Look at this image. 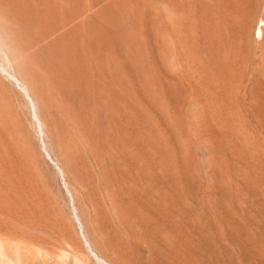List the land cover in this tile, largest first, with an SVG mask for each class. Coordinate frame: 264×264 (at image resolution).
I'll use <instances>...</instances> for the list:
<instances>
[{"label": "rangeland", "instance_id": "obj_1", "mask_svg": "<svg viewBox=\"0 0 264 264\" xmlns=\"http://www.w3.org/2000/svg\"><path fill=\"white\" fill-rule=\"evenodd\" d=\"M246 1L0 0V264H264Z\"/></svg>", "mask_w": 264, "mask_h": 264}, {"label": "bare ground", "instance_id": "obj_2", "mask_svg": "<svg viewBox=\"0 0 264 264\" xmlns=\"http://www.w3.org/2000/svg\"><path fill=\"white\" fill-rule=\"evenodd\" d=\"M71 1V0H70ZM236 1V0H235ZM238 1V3L237 4H239V6H240V8H241V10L240 11H242V9H245V7H247L246 5H247V1L246 0H237ZM234 2V1H233ZM249 4V3H248ZM238 6V7H239ZM236 7H237V5H236ZM246 11H248V10H246ZM245 11V12H246ZM243 12V11H242ZM248 13V12H247ZM249 13H250V10H249ZM248 13V14H249ZM69 14V13H68ZM245 15V14H244ZM60 16V15H59ZM248 16V15H247ZM86 17V16H85ZM84 17V18H85ZM73 18V17H72ZM79 20H81V19H79ZM84 21V20H83ZM78 27H79V25H78ZM84 27V26H83ZM71 28V27H70ZM78 29H80V28H78ZM84 29V28H83ZM82 29V30H83ZM70 31V30H69ZM74 31H76V30H74ZM80 33V32H79ZM85 33V32H84ZM83 35V34H82ZM73 36V35H72ZM81 38V37H80ZM77 39V38H76ZM85 39V38H84ZM82 43H80L79 45H81ZM78 44H77V46H79ZM84 45V44H83ZM83 47H85V46H83ZM91 48H92V46H91ZM95 48V47H94ZM93 48V49H94ZM74 49V48H73ZM46 50V49H45ZM83 50H85V49H83ZM36 51V50H35ZM47 51V50H46ZM74 51V50H73ZM81 51V50H80ZM79 53V52H78ZM75 54V53H74ZM80 54V53H79ZM81 54H82V52H81ZM57 56V55H56ZM81 56V55H80ZM85 56V55H84ZM34 58V57H33ZM79 58V57H78ZM82 59V58H81ZM86 59V58H85ZM53 60V59H52ZM84 61V60H83ZM85 62V61H84ZM78 64V63H77ZM76 64V65H77ZM81 63L79 62V65H80ZM85 64V63H84ZM83 64V65H84ZM78 66V65H77ZM85 66V65H84ZM79 67V66H78ZM86 67H87V63H86ZM75 68H77V67H75ZM85 68V67H84ZM80 69V68H79ZM78 69V70H79ZM80 71H81V69H80ZM87 71V70H86ZM84 72V71H83ZM71 74V73H70ZM73 74V73H72ZM75 76V75H74ZM83 76V75H82ZM71 77V76H70ZM76 77H77V74H76ZM72 78H73V76H72ZM79 78V77H78ZM77 79V78H76ZM85 79V78H84ZM73 80H74V78H73ZM83 80V79H82ZM79 83V82H78ZM77 84V83H76ZM93 84V83H92Z\"/></svg>", "mask_w": 264, "mask_h": 264}]
</instances>
